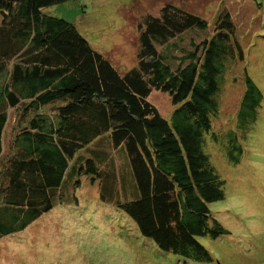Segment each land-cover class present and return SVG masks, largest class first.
Instances as JSON below:
<instances>
[{"label": "trees", "instance_id": "1", "mask_svg": "<svg viewBox=\"0 0 264 264\" xmlns=\"http://www.w3.org/2000/svg\"><path fill=\"white\" fill-rule=\"evenodd\" d=\"M68 1L0 0V240L64 203L84 176L158 249L212 262L198 239L228 234L208 207L224 199L225 181L203 145L239 165L264 101L242 65L232 126L213 131L224 76L244 61L230 15L222 9L209 38L176 50L208 24L165 4L138 21L137 63L119 73L72 23L43 11ZM152 91L171 98L169 119ZM104 139L123 155L119 176L92 148Z\"/></svg>", "mask_w": 264, "mask_h": 264}, {"label": "rangeland", "instance_id": "2", "mask_svg": "<svg viewBox=\"0 0 264 264\" xmlns=\"http://www.w3.org/2000/svg\"><path fill=\"white\" fill-rule=\"evenodd\" d=\"M165 4L208 24L206 31L184 33L176 40V50L209 38L222 9L230 15L244 61L226 73L221 85L213 131H225L232 126L243 93V66L264 96V0H70L43 11L72 23L93 50L125 73L137 63L138 21L145 15L157 16ZM172 56L182 53L173 51ZM173 63L177 65L176 59ZM148 101L169 119L174 106L167 94L152 91ZM262 106L239 165H230L216 148L208 145L206 151L203 145L225 181L224 199L208 207L228 234L198 239L212 262L188 261L161 251L139 234L126 214L101 203L98 186L82 176L75 191L70 186L64 203L56 204L23 232L0 240V264H264V101ZM92 148L103 151L105 170L119 176L123 155L105 139Z\"/></svg>", "mask_w": 264, "mask_h": 264}]
</instances>
